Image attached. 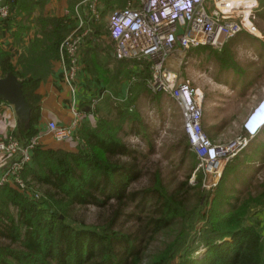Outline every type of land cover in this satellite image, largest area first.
Listing matches in <instances>:
<instances>
[{"label":"trees","instance_id":"trees-1","mask_svg":"<svg viewBox=\"0 0 264 264\" xmlns=\"http://www.w3.org/2000/svg\"><path fill=\"white\" fill-rule=\"evenodd\" d=\"M259 15L264 17V3ZM56 22L63 25V19ZM93 28L100 30L95 25ZM240 35L227 42L222 53L214 52L224 67L233 65L227 54ZM98 51L95 47L84 50L83 60L93 75L99 65ZM131 61L128 63L136 69V60ZM141 61L145 64L142 79L129 88V100L117 103L111 119L99 118L93 128L80 127L83 142L76 151L41 148L38 144L32 150L31 163L20 172L24 187L13 181L0 184V264H264V223L257 219L247 222L253 209L264 206V183L255 195L248 190L224 192V181L235 170L237 156L226 163L210 203L209 192L199 188V180L192 185L198 194L195 205L185 207L179 192L186 180L168 192L158 171L150 187L129 190L138 174L135 149L118 136V131L125 121L139 117L129 112V107L135 88L146 87L150 77V62ZM0 68L2 76L13 72L8 55L2 51ZM21 83L30 107L27 122L33 124L35 82ZM30 129H22L21 142L33 136L35 131ZM191 156L196 158V153ZM149 199L150 207L143 209ZM130 201H136L138 213L125 209ZM74 204L109 205L112 211L99 225H73L69 211ZM122 215L138 223L135 232L114 228ZM201 220L204 225L197 229ZM171 231L175 233L170 240L144 254L146 235L152 240ZM200 250L203 252L198 253Z\"/></svg>","mask_w":264,"mask_h":264},{"label":"rangeland","instance_id":"rangeland-1","mask_svg":"<svg viewBox=\"0 0 264 264\" xmlns=\"http://www.w3.org/2000/svg\"><path fill=\"white\" fill-rule=\"evenodd\" d=\"M235 1L247 5L248 1L253 0ZM255 1L254 15L251 16L252 32L245 29L239 32L238 34L242 35L231 44L227 54L231 56L232 66L224 67L217 59L214 52L222 53L223 48L218 51L209 47H197L182 51V53L173 52L163 65L164 73L156 74L158 79H169L165 87H174L179 81L188 80L191 85L201 89L204 94L201 128L211 143L215 145L228 146L242 137L244 134L242 123L247 112L258 99L264 97V17L259 15L261 3H264V0ZM126 2L127 0H114V7L122 8ZM104 3L105 0H99V10ZM104 8V15H101V18L94 24L102 33L106 31L108 17L111 13V8L106 5ZM105 36L106 33L104 38ZM104 43L106 51H98L99 56L96 55L99 57V65H96L95 73L97 74L95 76L106 89L110 90L112 97L109 96L108 100L103 102L102 100L107 96L105 94L92 110L96 122L102 117L109 119L114 117L116 114L114 107L118 105V102L129 100V88L142 79V70L145 67L142 59H134L136 60L134 61L136 69H134L135 65L128 63L132 62L131 59L121 61L108 55L114 47L110 41L104 40ZM101 59L103 68H101ZM148 66L150 70L148 79L152 83L154 69H152L151 62ZM170 72L174 76L172 79L168 77ZM122 85L124 95H122ZM132 96L135 97L132 99L129 112L139 117H135L133 122L125 121L121 130L118 131V136L132 149H135L133 156L137 163L138 174L137 178L129 184V190L150 187L158 171L168 192H172L180 186L182 181L186 180L187 184L183 185L182 192H179V197L185 207L190 208L195 205L198 194L197 189L192 185L199 180V188L209 192L208 203H210L217 184L209 187V181L213 178L211 179L207 174L208 171L197 155L196 158L191 156V153L197 151L189 142L178 101L171 95L168 88L148 85V81H146V87L135 88ZM79 127L80 125L73 136L68 138H74L80 145L83 140L78 134ZM236 156V161H233L236 168L227 175L224 181V192L238 194L240 191L244 193L248 190L252 195L257 194L264 183V131L254 138H247L243 145L236 147L235 154L229 161L234 160ZM121 158L124 159V156ZM148 201L143 209L150 207V199ZM113 202L112 200L110 203ZM135 204L136 201H130L125 205V209L135 210ZM111 211L109 205L98 208L93 204H74L69 211V218L73 225L78 223L99 225L109 217ZM250 215L247 222L252 223L257 219V222L264 223V206L256 207ZM135 223L133 217L126 218L122 215L114 224V228L125 232H135L138 227V223L136 225ZM202 225L204 221H198L196 228L199 229ZM174 233V231L162 233L163 235L156 236L152 240L146 235V240L142 243L144 254L154 251L164 241L170 240ZM195 233H197L196 229L193 230V234ZM202 252L203 250H200L198 253Z\"/></svg>","mask_w":264,"mask_h":264},{"label":"built area","instance_id":"built-area-1","mask_svg":"<svg viewBox=\"0 0 264 264\" xmlns=\"http://www.w3.org/2000/svg\"><path fill=\"white\" fill-rule=\"evenodd\" d=\"M87 4L89 17L100 18L99 0H82ZM245 5L235 0H127L122 8L111 11L107 30L114 41L112 55L116 59H142L151 62L154 69V81L148 85L168 88L178 101L184 127L189 142L196 148V155L204 164L211 177L209 187L217 184L226 162L235 154V149L243 145L247 137L243 134L236 142L225 145L211 143L201 128L204 97L200 88L194 87L188 80L179 81L174 87L166 86L169 80L158 79L156 74L164 73L163 65L173 52L187 51L199 46H208L221 50L223 46L243 29L252 32L251 16L254 15L256 1ZM10 15L7 4H0V18ZM238 17V18H236ZM85 25L84 18H78V27ZM74 29L59 45V53L65 69V78L70 84L79 64V49L82 37ZM86 30L83 29V37ZM101 91L90 98L89 107L94 110L105 96ZM73 118L69 125H58L54 121L47 123V129L56 141L73 136L80 125V112L72 110ZM39 144L37 135L31 136L25 143L9 134L0 138V152L12 158L10 164L1 173L0 184L13 181L24 187L20 172L31 161V153ZM208 183V184H209Z\"/></svg>","mask_w":264,"mask_h":264},{"label":"crops","instance_id":"crops-1","mask_svg":"<svg viewBox=\"0 0 264 264\" xmlns=\"http://www.w3.org/2000/svg\"><path fill=\"white\" fill-rule=\"evenodd\" d=\"M81 1L0 0V4H7L10 8V15L6 19L0 18V51L9 57L13 72L8 73H13L20 82L23 80L26 83L35 82L32 92L35 99H31L36 102V117L33 124H29L27 119L24 120L16 114L11 103L0 99V138L11 134L22 141L24 138L21 131L28 126L30 130L35 131L33 135L39 137L41 148L76 151L80 146L77 140L66 138L56 141L47 129V123L54 121L58 125L67 126L73 118L72 110L76 109L81 115L80 127L95 126L94 112L89 107L90 98L101 91H106L107 96L102 100L105 102L111 93L89 71L83 60L84 50L86 47H95L96 50L106 51L104 40L112 42L113 47L114 41L109 38L107 28L105 38V33L102 31L95 32L93 26L99 19H91L87 4ZM108 2H105L99 10L100 18L104 15L105 5L111 8L110 11L117 8L114 7V0ZM79 17L84 18V27L83 24L77 26ZM58 19H63V25L56 22ZM76 28L82 41L76 74L69 84L65 78L59 45ZM83 29L86 30L84 37ZM108 55L113 56L112 51ZM100 63L103 68L102 59ZM0 77H3L1 68ZM121 88L124 95V86L122 85ZM11 160V157L0 152V178Z\"/></svg>","mask_w":264,"mask_h":264},{"label":"water","instance_id":"water-1","mask_svg":"<svg viewBox=\"0 0 264 264\" xmlns=\"http://www.w3.org/2000/svg\"><path fill=\"white\" fill-rule=\"evenodd\" d=\"M0 99L11 103L16 114L26 120L29 105L23 95L22 84L13 73L0 77Z\"/></svg>","mask_w":264,"mask_h":264},{"label":"clouds","instance_id":"clouds-1","mask_svg":"<svg viewBox=\"0 0 264 264\" xmlns=\"http://www.w3.org/2000/svg\"><path fill=\"white\" fill-rule=\"evenodd\" d=\"M242 131L247 138H254L264 131V97H261L247 112Z\"/></svg>","mask_w":264,"mask_h":264},{"label":"bare ground","instance_id":"bare-ground-1","mask_svg":"<svg viewBox=\"0 0 264 264\" xmlns=\"http://www.w3.org/2000/svg\"><path fill=\"white\" fill-rule=\"evenodd\" d=\"M168 77L172 79V77H174V76H173L172 73L170 72V73L168 74Z\"/></svg>","mask_w":264,"mask_h":264}]
</instances>
